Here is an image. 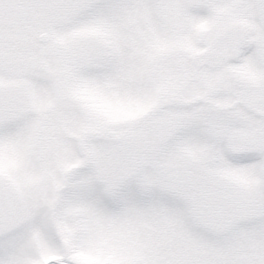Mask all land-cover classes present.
<instances>
[{"label":"snow or ice","instance_id":"snow-or-ice-1","mask_svg":"<svg viewBox=\"0 0 264 264\" xmlns=\"http://www.w3.org/2000/svg\"><path fill=\"white\" fill-rule=\"evenodd\" d=\"M0 264H264V0H0Z\"/></svg>","mask_w":264,"mask_h":264}]
</instances>
